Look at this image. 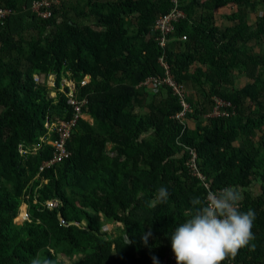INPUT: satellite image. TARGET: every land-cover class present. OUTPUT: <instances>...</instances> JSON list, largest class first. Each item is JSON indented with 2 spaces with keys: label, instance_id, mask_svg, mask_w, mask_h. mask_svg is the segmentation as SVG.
I'll return each instance as SVG.
<instances>
[{
  "label": "trees",
  "instance_id": "trees-1",
  "mask_svg": "<svg viewBox=\"0 0 264 264\" xmlns=\"http://www.w3.org/2000/svg\"><path fill=\"white\" fill-rule=\"evenodd\" d=\"M35 1L0 0L11 12L0 26V264H30L38 254L55 264L58 255L83 257L73 264H176L171 235L189 218L191 199L207 193L185 166L183 147L195 150L210 190L237 186L240 210L255 212L254 239L223 264H264V0H178L185 18L163 48L152 28L171 0H75L73 7L51 0L41 9L47 17L32 10ZM230 3L237 24L215 27L213 10ZM247 7L263 13L254 25ZM161 55L173 78L191 82L201 98L196 105L186 98L193 109L187 119L199 126L183 135L172 92L139 87L163 75ZM203 68L215 70L216 80L205 81ZM235 75L253 82L237 88ZM34 76H53V86ZM64 80L75 99L87 100L88 120L72 131L69 157L40 173L56 140L45 124L73 118ZM213 98L230 108L203 124ZM161 187L167 202L152 205ZM54 200L59 208L47 211ZM23 206L28 220L14 224ZM102 219L117 234L103 232Z\"/></svg>",
  "mask_w": 264,
  "mask_h": 264
},
{
  "label": "clouds",
  "instance_id": "clouds-1",
  "mask_svg": "<svg viewBox=\"0 0 264 264\" xmlns=\"http://www.w3.org/2000/svg\"><path fill=\"white\" fill-rule=\"evenodd\" d=\"M168 195L166 188H159L151 204L166 203ZM243 199V191L237 186L208 190L204 197L192 198L193 207L186 213L189 218L171 235L176 264H223L248 246L254 239L255 212L240 210ZM30 264L55 262L38 254Z\"/></svg>",
  "mask_w": 264,
  "mask_h": 264
},
{
  "label": "built area",
  "instance_id": "built-area-1",
  "mask_svg": "<svg viewBox=\"0 0 264 264\" xmlns=\"http://www.w3.org/2000/svg\"><path fill=\"white\" fill-rule=\"evenodd\" d=\"M51 0H40L32 3V10L35 11L38 15L43 17H47L50 15L49 11H42L41 9H47L50 6ZM172 8L164 15H160L152 28V30L156 33L155 41L158 46L163 48L166 44L167 36L173 34L175 29V24L181 19L185 18V13L178 9V0H171ZM11 15L9 10L0 9V26H2L5 22V19ZM185 37H182L184 40ZM161 67L164 72L162 76H152L147 78L145 81L139 84V87H145L146 91L154 92L158 88L169 89L172 92V95L176 97L179 101L181 111L173 117V119L181 126V135H183L188 128L187 126V116L191 115L193 112L192 106L188 104L187 92L183 85V83L177 82L169 71V66L167 62H165L163 55H161L158 59ZM90 83V77H85L84 80L80 82L81 86H85ZM72 85V84H71ZM74 88V86L72 85ZM74 92V89H73ZM69 94V99L67 104L73 107V118L69 122H64L62 120H57L54 124H45V128L49 131V133L56 134V140L52 142H48V145L53 149V157L49 161L43 162L39 168V172L41 173L43 170L50 169L55 165L60 164L64 159L69 157V153L66 150V143L70 138L72 131L77 126V123L81 119H85L82 116V108L88 105L87 100L78 101L75 99L74 94ZM213 106L212 111L208 115V118H223L226 116V109L230 108V104L218 98L212 99ZM184 152L187 154V161L185 166L189 169V173L192 177L199 180L201 185L204 187L206 192L210 190V182H207V179L200 173L197 167V155L194 149L183 147ZM60 206V202L58 200L50 201L45 204V209L47 211L57 210ZM25 218L27 215L25 214ZM60 223L63 222L60 220ZM175 258H170V262H174ZM166 264V261L163 262Z\"/></svg>",
  "mask_w": 264,
  "mask_h": 264
},
{
  "label": "crops",
  "instance_id": "crops-1",
  "mask_svg": "<svg viewBox=\"0 0 264 264\" xmlns=\"http://www.w3.org/2000/svg\"><path fill=\"white\" fill-rule=\"evenodd\" d=\"M69 1L71 3H73L75 0H69ZM237 10H238L237 5L236 4L234 5L233 3H230V4H227L225 6H221L219 8H216L212 12L213 17H212L211 22L214 24L215 27H217L219 29H226V28L232 27V26L237 24V21H231V20H229V17L234 15L237 12ZM246 11L247 12H246L245 19H246V22L248 25H254L257 22L258 17L263 15L261 10H259L258 12H252V11H249V9L247 7ZM196 66H200V65L196 64ZM202 71H203V79L205 81L213 82L216 80L217 73L215 70L203 68ZM233 77H234L233 85L237 88H243L244 86L251 84L253 82L251 79H248L246 76L235 75ZM183 85L186 89L187 97L193 101V104L196 105V104L200 103L201 98H200V96H198L196 94V90H195L193 84L191 82H184ZM202 119H203V124L206 123L207 120L209 119L208 115H205L204 117H202ZM187 126H188L190 131H194L197 129L199 124L196 121L187 120ZM259 137H260V134L257 135L256 142L259 141ZM234 147L242 148L243 147L242 142L241 141L235 142ZM257 187H258V185L255 186L254 188H257ZM258 188H259V192H260V187H258ZM250 191L254 195L259 193V192L254 193L253 188ZM172 257L175 258L174 253L171 251V253L169 254V258H172Z\"/></svg>",
  "mask_w": 264,
  "mask_h": 264
},
{
  "label": "rangeland",
  "instance_id": "rangeland-1",
  "mask_svg": "<svg viewBox=\"0 0 264 264\" xmlns=\"http://www.w3.org/2000/svg\"><path fill=\"white\" fill-rule=\"evenodd\" d=\"M68 3H70L71 7H73L72 3L69 1ZM34 80L37 82V83H43L45 82L48 86H53V83H54V78L52 76L50 77H47L44 79V77H40V76H34ZM62 85H65L69 88V94H72L73 92V87L71 85V83H68L66 82L65 80L62 82ZM74 94V92H73ZM54 95H51V97H53ZM0 113H1V110H0ZM86 118V117H85ZM88 120V118H86ZM109 149H111V146H108ZM20 150V148H19ZM22 153V151H20ZM259 187V186H258ZM253 188V192L254 193H257L259 192V188ZM257 195V194H255ZM38 199L37 196H34L32 201L35 202L36 200ZM25 207H21L20 210H19V216L14 220V224H17V225H21L22 223H24L25 221H27V219L25 218ZM102 222H103V232H106V233H109V234H117V229L119 228L117 225H111L109 224L108 222H106L104 219H102ZM83 257L82 256H70V257H65L63 255H58L56 257V261H57V264H73V263H76L77 261H79L80 259H82ZM174 258V257H172Z\"/></svg>",
  "mask_w": 264,
  "mask_h": 264
}]
</instances>
